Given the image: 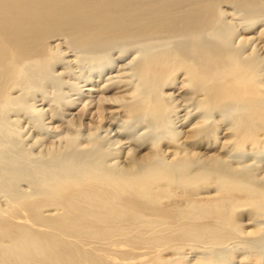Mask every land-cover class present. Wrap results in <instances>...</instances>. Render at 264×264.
<instances>
[{
	"label": "bare ground",
	"instance_id": "bare-ground-1",
	"mask_svg": "<svg viewBox=\"0 0 264 264\" xmlns=\"http://www.w3.org/2000/svg\"><path fill=\"white\" fill-rule=\"evenodd\" d=\"M191 259L264 264V0H0V264Z\"/></svg>",
	"mask_w": 264,
	"mask_h": 264
},
{
	"label": "rangeland",
	"instance_id": "rangeland-1",
	"mask_svg": "<svg viewBox=\"0 0 264 264\" xmlns=\"http://www.w3.org/2000/svg\"><path fill=\"white\" fill-rule=\"evenodd\" d=\"M193 259L189 260L188 264H193ZM195 262H197V259H195Z\"/></svg>",
	"mask_w": 264,
	"mask_h": 264
}]
</instances>
